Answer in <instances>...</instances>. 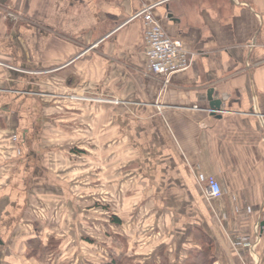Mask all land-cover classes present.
Instances as JSON below:
<instances>
[{
    "label": "crops",
    "instance_id": "1",
    "mask_svg": "<svg viewBox=\"0 0 264 264\" xmlns=\"http://www.w3.org/2000/svg\"><path fill=\"white\" fill-rule=\"evenodd\" d=\"M150 5L196 55L166 80L147 73L132 19ZM0 61L13 68L0 67V264L101 262L74 229L46 236V192L67 196L72 161L75 192H89L101 143L108 177L119 158L147 212L106 259L186 264L199 234L212 264H264V0H0ZM208 177L222 189L214 201Z\"/></svg>",
    "mask_w": 264,
    "mask_h": 264
},
{
    "label": "rangeland",
    "instance_id": "2",
    "mask_svg": "<svg viewBox=\"0 0 264 264\" xmlns=\"http://www.w3.org/2000/svg\"><path fill=\"white\" fill-rule=\"evenodd\" d=\"M100 140L103 141L105 138L102 140L100 137ZM68 150L73 151L75 149ZM96 158V163L93 159V163L88 165L92 167L93 171L96 170L97 172V176H94L92 180L89 179L86 183L89 192H84L83 195L75 192V185L73 184H75L74 179L77 174L74 172L73 161L67 165L68 170L66 173L68 175H63L64 173L61 176L59 175V182L62 183V180H64V183H66L67 196L53 195L52 191L46 192V236H64V234L68 235V231L72 232L74 229L79 236L78 239L83 242L84 246L92 249V252L88 250L84 253L86 255L96 253L98 262L104 261L112 252L117 255L122 250V247L119 249L121 244L113 243L112 237H127L130 234L139 236L140 228L131 227L132 224L130 223V225L129 222L146 220L147 212L138 209V196H128L126 194V191L130 193V190L124 189L123 174L121 175L122 171L118 170L119 166L122 165H117L119 158L116 157L115 159L114 184L112 183V176L108 177V161L110 162V160L107 159V149L102 143L97 150ZM51 160H54V158L52 157ZM57 164V162L53 163L52 167L56 169ZM69 179H72V181ZM91 184H98V188H94L97 189V193L92 194L90 192ZM143 207L145 208L147 205H143ZM79 213H81L80 218L77 217L80 216ZM40 217L41 220L42 216ZM113 218L119 219L121 223L113 226L111 224ZM34 219L36 218L34 217ZM60 223L63 227L59 226ZM68 223L71 224L69 229L65 227ZM76 223L78 227H75Z\"/></svg>",
    "mask_w": 264,
    "mask_h": 264
},
{
    "label": "built area",
    "instance_id": "3",
    "mask_svg": "<svg viewBox=\"0 0 264 264\" xmlns=\"http://www.w3.org/2000/svg\"><path fill=\"white\" fill-rule=\"evenodd\" d=\"M155 5L143 6L132 19H140L142 22V40L145 48L147 73L165 80L174 73L186 71L196 55L185 51L182 43L168 37L154 17L152 11ZM1 68L13 69L0 61ZM16 70V69H14ZM15 142L16 137L12 136ZM206 197L214 201L221 197L222 189L218 181L213 177L206 180ZM248 237L241 239V243L247 245ZM251 250V247L248 251Z\"/></svg>",
    "mask_w": 264,
    "mask_h": 264
},
{
    "label": "trees",
    "instance_id": "4",
    "mask_svg": "<svg viewBox=\"0 0 264 264\" xmlns=\"http://www.w3.org/2000/svg\"><path fill=\"white\" fill-rule=\"evenodd\" d=\"M114 223L119 224L120 221L116 218L113 219ZM197 237L199 238L200 250H194L189 253L188 260L186 264H212L214 257L212 254L213 245L209 239L203 238L198 234ZM98 264H129V259L125 257L119 256H112L108 259L102 260ZM163 264V262H162Z\"/></svg>",
    "mask_w": 264,
    "mask_h": 264
},
{
    "label": "water",
    "instance_id": "5",
    "mask_svg": "<svg viewBox=\"0 0 264 264\" xmlns=\"http://www.w3.org/2000/svg\"><path fill=\"white\" fill-rule=\"evenodd\" d=\"M208 108L213 115L215 112L220 111L221 102L215 98L214 91L209 89L207 92Z\"/></svg>",
    "mask_w": 264,
    "mask_h": 264
}]
</instances>
